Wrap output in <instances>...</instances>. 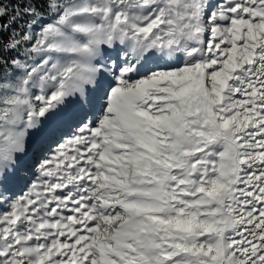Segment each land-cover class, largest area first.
Listing matches in <instances>:
<instances>
[{
	"label": "snow or ice",
	"instance_id": "1",
	"mask_svg": "<svg viewBox=\"0 0 264 264\" xmlns=\"http://www.w3.org/2000/svg\"><path fill=\"white\" fill-rule=\"evenodd\" d=\"M0 264H264V0H0Z\"/></svg>",
	"mask_w": 264,
	"mask_h": 264
},
{
	"label": "rangeland",
	"instance_id": "2",
	"mask_svg": "<svg viewBox=\"0 0 264 264\" xmlns=\"http://www.w3.org/2000/svg\"><path fill=\"white\" fill-rule=\"evenodd\" d=\"M29 165L31 166V161L29 162ZM33 170H34V168H33ZM23 187V185H21V188Z\"/></svg>",
	"mask_w": 264,
	"mask_h": 264
}]
</instances>
